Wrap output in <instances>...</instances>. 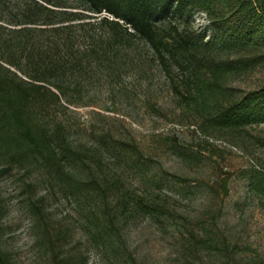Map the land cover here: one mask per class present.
I'll return each instance as SVG.
<instances>
[{
	"label": "rangeland",
	"instance_id": "rangeland-1",
	"mask_svg": "<svg viewBox=\"0 0 264 264\" xmlns=\"http://www.w3.org/2000/svg\"><path fill=\"white\" fill-rule=\"evenodd\" d=\"M203 24V16L194 14L192 29ZM263 79L260 68L229 85L246 91ZM110 85L112 94L100 87L88 105L54 106L37 115L70 126L63 133L82 153V164L66 167L87 196L83 207L63 197L30 157L17 162L0 155V251L9 264L264 263V204L246 190L250 169L264 166V124L245 127L233 142L202 134L154 67L143 74L127 68ZM0 127L10 133L3 122ZM124 142L135 146L126 157L116 153ZM171 143L199 148L203 158L180 161ZM135 159L140 169L129 168ZM121 193L137 201L152 199L164 212L131 211L109 228L106 211ZM87 210L99 214L110 250L89 241Z\"/></svg>",
	"mask_w": 264,
	"mask_h": 264
},
{
	"label": "trees",
	"instance_id": "trees-1",
	"mask_svg": "<svg viewBox=\"0 0 264 264\" xmlns=\"http://www.w3.org/2000/svg\"><path fill=\"white\" fill-rule=\"evenodd\" d=\"M194 14L204 19L198 30L190 26ZM151 67L202 134L231 141L245 127L264 124V79L246 91L229 85L264 68V0L0 1V122L11 128L7 135L0 127V155L17 162L30 157L63 197L83 207L87 196L66 167L82 164L63 133L70 126L37 115L88 105L100 87L112 94L110 84L123 70L143 74ZM134 147L124 142L116 153L126 157ZM170 147L180 161L203 158L199 148ZM140 166L130 160L129 168ZM246 190L264 204L263 165L250 169ZM131 211L157 216L164 208L121 193L106 211L108 227ZM98 216L86 211L85 233L96 249L110 250ZM0 264H9L1 251Z\"/></svg>",
	"mask_w": 264,
	"mask_h": 264
}]
</instances>
